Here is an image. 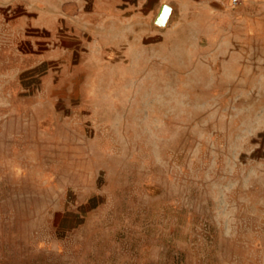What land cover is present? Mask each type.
I'll list each match as a JSON object with an SVG mask.
<instances>
[{
	"label": "rangeland",
	"instance_id": "1",
	"mask_svg": "<svg viewBox=\"0 0 264 264\" xmlns=\"http://www.w3.org/2000/svg\"><path fill=\"white\" fill-rule=\"evenodd\" d=\"M143 1L0 0V264H264V0Z\"/></svg>",
	"mask_w": 264,
	"mask_h": 264
},
{
	"label": "water",
	"instance_id": "2",
	"mask_svg": "<svg viewBox=\"0 0 264 264\" xmlns=\"http://www.w3.org/2000/svg\"><path fill=\"white\" fill-rule=\"evenodd\" d=\"M170 12H171V9L169 6H167V5L162 6V8H161V10H160V12L156 18V22L158 24L163 25L167 21L168 17L170 16Z\"/></svg>",
	"mask_w": 264,
	"mask_h": 264
},
{
	"label": "built area",
	"instance_id": "3",
	"mask_svg": "<svg viewBox=\"0 0 264 264\" xmlns=\"http://www.w3.org/2000/svg\"><path fill=\"white\" fill-rule=\"evenodd\" d=\"M248 0H229L230 6L236 8Z\"/></svg>",
	"mask_w": 264,
	"mask_h": 264
},
{
	"label": "crops",
	"instance_id": "4",
	"mask_svg": "<svg viewBox=\"0 0 264 264\" xmlns=\"http://www.w3.org/2000/svg\"><path fill=\"white\" fill-rule=\"evenodd\" d=\"M149 2H150V0H144V1H143V3H145L144 5L146 6L145 8H148V7H149ZM162 6H164V3H162V5L160 6V9H159V11H158V14H159V12H160ZM169 7H170V6H169ZM170 9H171V12H170V15H171V14H172V8L170 7ZM158 14L155 16V19L157 18Z\"/></svg>",
	"mask_w": 264,
	"mask_h": 264
}]
</instances>
